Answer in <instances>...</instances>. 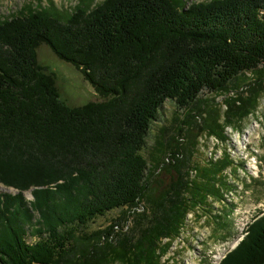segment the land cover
I'll list each match as a JSON object with an SVG mask.
<instances>
[{
	"label": "trees",
	"instance_id": "16d2710c",
	"mask_svg": "<svg viewBox=\"0 0 264 264\" xmlns=\"http://www.w3.org/2000/svg\"><path fill=\"white\" fill-rule=\"evenodd\" d=\"M92 1L64 13L49 1L0 18V183L18 190L0 193V264H167L188 213L211 214L208 198L232 187L227 155L196 163L191 177L189 149L203 130L224 140V126L244 120L264 94V0ZM41 44L101 99L63 100L57 74L38 61ZM246 72L253 78L242 88ZM203 90H235L222 123L215 98H199ZM166 100L196 132L184 143L159 130L146 158ZM123 207L121 219L86 229ZM218 264H264V214Z\"/></svg>",
	"mask_w": 264,
	"mask_h": 264
},
{
	"label": "rangeland",
	"instance_id": "374dc122",
	"mask_svg": "<svg viewBox=\"0 0 264 264\" xmlns=\"http://www.w3.org/2000/svg\"><path fill=\"white\" fill-rule=\"evenodd\" d=\"M49 1H52L56 8L63 13L73 10L78 3V0H0V18L9 16L24 6H31L32 8L47 6ZM103 1L93 0L91 7H95ZM183 1L185 6H188L193 2L208 0ZM37 56L41 64L57 74V86L63 100L71 105H81L88 101L101 99L93 85L84 78L82 72L71 63L58 58L47 45L41 44L37 48ZM250 78H253L252 72L244 73L237 78V84L243 88L244 83L251 80ZM235 93V90L229 92V94L203 90L199 94V98H215L216 108L219 111V121L222 123L226 111L224 99L235 95ZM190 109L192 113L196 112L194 106ZM201 116L205 117V114L203 113ZM185 118V110L182 113L174 101L166 100L159 109L157 119L151 124L146 137V146L142 150L143 155L148 158L156 136L159 134V130L163 128L166 129L165 137L167 140L180 137L186 143L189 135L196 132V127H192L190 123H184ZM178 128H181L182 131L177 136ZM223 129L224 140L210 135L206 130L198 133L196 147L189 149L188 165L191 166L189 174L195 172L193 166L196 163L205 162L209 159L210 152H214V154L218 152L219 155V150H222L223 155H226L227 148L233 149L232 146H235L237 157H241L240 160L243 161H240L239 165L231 167L228 174L225 175L224 173V175L229 176L228 178L233 182L231 184L239 185L232 199V204L236 210L229 212L226 207L223 210L218 200H213L212 197L208 198V202L212 205V213L208 214L199 209L196 213L188 214L180 236L162 257V260H166L167 264H217V259L221 257L225 249L232 246L236 241L242 225L264 210V94L260 96L254 111L244 120H239L237 124L225 125ZM244 143H246V151L243 155L248 154L246 159L241 156L240 152L244 148ZM254 150L258 154L253 156L250 152ZM217 159L222 158L217 157ZM233 170H235V173ZM157 172L161 171L157 170ZM164 178L167 181L168 175H165ZM4 191L3 185L0 184V193ZM25 193H28V191ZM142 208L143 203H140L134 209L140 211ZM125 211L126 207L117 208L108 211L105 215L97 216L86 225V229L92 231L106 227L111 222L121 219ZM219 214L222 216L221 220L224 224L216 222L215 216ZM132 223V218L128 217L125 222H122L123 230L131 227ZM115 228L118 229V226H115ZM26 241L33 243L35 238L27 235Z\"/></svg>",
	"mask_w": 264,
	"mask_h": 264
},
{
	"label": "built area",
	"instance_id": "2783aa9c",
	"mask_svg": "<svg viewBox=\"0 0 264 264\" xmlns=\"http://www.w3.org/2000/svg\"><path fill=\"white\" fill-rule=\"evenodd\" d=\"M260 14H263L264 15V11L263 10H261L260 11ZM247 73V72H246ZM234 96V95H233ZM225 106V105H224ZM226 107V106H225ZM238 131H239V129H237ZM218 141V140H217ZM244 145V148L242 149V150H240V152H241V156H243V157H245V159L247 158V155L246 154H244L243 155V153H245V151H246V143H244L243 144ZM233 147V149H231V148H227V152H226V155L230 158V160H232V164L233 165H239V162L240 161H243V160H240V158L241 157H237L238 155L236 154V152H235V146H232ZM250 154H252L253 156L254 155H256V154H258V153H256V151L254 150L253 152H250ZM222 156H223V153H222V150H219V155H218V152H217V154H214V152H210L209 153V159H207V160H212V161H217L218 159H217V157L218 158H222ZM166 161H168V158L166 159ZM231 167H227L225 170H224V172L223 173H225V175L226 174H228V170L230 169ZM194 173V174H193ZM224 175V176H225ZM190 176L191 177H194L195 176V172H191L190 173ZM226 177V179H227V181L231 184V183H233V182H231V179H229L227 176H225ZM238 186L239 185H237V186H235V185H233L232 184V187L231 188H228V189H224V190H222V199H219L218 200V202L221 204V207L222 208H224V207H226V209H228L229 210V212H234L235 210H236V208H235V206L232 204L233 203V201H232V199H233V197H234V192H235V190L237 191V189H238ZM210 198V197H209ZM190 213H194V212H190ZM190 213H188V214H190ZM188 216V215H187ZM186 219H187V217H186ZM246 224H247V222H246ZM246 224H243L242 225V227L240 228V233H239V236H237V238H236V241L234 242V244L232 245V246H228L226 249H225V252L227 251V250H229L230 248H233L240 240H241V238H242V236H243V230H244V228H245V226H246ZM224 256V253L221 255V257H219L218 259H217V261L220 259V258H222Z\"/></svg>",
	"mask_w": 264,
	"mask_h": 264
}]
</instances>
